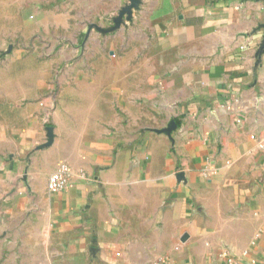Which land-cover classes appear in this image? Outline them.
Instances as JSON below:
<instances>
[{
	"label": "crops",
	"instance_id": "obj_1",
	"mask_svg": "<svg viewBox=\"0 0 264 264\" xmlns=\"http://www.w3.org/2000/svg\"><path fill=\"white\" fill-rule=\"evenodd\" d=\"M139 1L89 50L99 64L71 68L67 102L84 108L68 119L103 121L98 159L60 139L38 151L46 134L29 115L0 163V209L36 249L55 238L67 264H264V0ZM128 4L0 0V34L76 41ZM61 163L73 179L52 194Z\"/></svg>",
	"mask_w": 264,
	"mask_h": 264
},
{
	"label": "rangeland",
	"instance_id": "obj_2",
	"mask_svg": "<svg viewBox=\"0 0 264 264\" xmlns=\"http://www.w3.org/2000/svg\"><path fill=\"white\" fill-rule=\"evenodd\" d=\"M96 27L91 26V34L88 35V28L85 26L82 38L76 41L3 39L0 34V163L7 164L13 157L9 150L10 141L28 128L29 115L34 118L33 123L41 127L46 134V141L38 151L52 148L56 140L60 139L65 145H71L77 157L80 152L91 148L92 152L86 153L93 160L98 159L96 150L103 145V136L99 135L103 134V121L69 120L68 112H79L76 108L83 110L84 105H72L67 102L74 92L78 91L72 82L71 68L99 64L103 57L94 56L89 50H103L106 43H103V37L106 39L105 37L118 32L122 23L112 21L107 27ZM40 65L53 66L55 71L50 72L44 82L36 78L35 67ZM80 76L83 77L84 74L81 73ZM96 92L103 93V89ZM90 113L92 116H101L97 110ZM49 129H52L53 141L46 146ZM153 131L164 133L165 129ZM75 133L76 135H73ZM143 150L146 153V148ZM63 164L68 165L70 169L68 188L73 179V170L70 164L61 163ZM79 173L86 182L93 180V176L88 175L86 170H80ZM14 191L18 196L24 194L16 188ZM5 213L0 209V264H37V255L43 259L42 264H67V258L72 255L68 254L67 249L59 248L57 242L53 241L55 238L50 241L45 238V246L36 249L33 246L35 241H31L29 235H26L25 226L19 227L18 215L14 219L17 223L11 224L12 220ZM88 223L91 224L90 218L86 221V224ZM48 243L49 246L46 245Z\"/></svg>",
	"mask_w": 264,
	"mask_h": 264
},
{
	"label": "built area",
	"instance_id": "obj_3",
	"mask_svg": "<svg viewBox=\"0 0 264 264\" xmlns=\"http://www.w3.org/2000/svg\"><path fill=\"white\" fill-rule=\"evenodd\" d=\"M70 179V169L66 164L61 165L58 170L52 174L48 181V188L52 194L60 193L66 190ZM228 264H237L233 258H226ZM256 264V263H250Z\"/></svg>",
	"mask_w": 264,
	"mask_h": 264
},
{
	"label": "water",
	"instance_id": "obj_4",
	"mask_svg": "<svg viewBox=\"0 0 264 264\" xmlns=\"http://www.w3.org/2000/svg\"><path fill=\"white\" fill-rule=\"evenodd\" d=\"M139 4H140V1L139 0H129V4L127 6H125L121 10L119 16L115 20V23H117V24H121L122 23L123 24V21H124L125 17H126L127 20H130L131 15H132L131 14L132 13V10L135 9V8H137L139 6ZM96 28H99V27L97 26ZM103 31H105V30H103ZM175 128H176V126L173 124L172 126H170L169 128H167L164 131V133L169 134ZM52 141H53V133H52V129H49V140H48V143L46 144V146L49 145V144H51Z\"/></svg>",
	"mask_w": 264,
	"mask_h": 264
}]
</instances>
